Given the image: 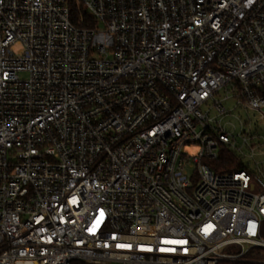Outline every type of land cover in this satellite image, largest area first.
I'll return each instance as SVG.
<instances>
[{
    "label": "built area",
    "instance_id": "1",
    "mask_svg": "<svg viewBox=\"0 0 264 264\" xmlns=\"http://www.w3.org/2000/svg\"><path fill=\"white\" fill-rule=\"evenodd\" d=\"M74 1L0 0V264L264 248V171L211 166L264 145L224 123L264 120V0Z\"/></svg>",
    "mask_w": 264,
    "mask_h": 264
},
{
    "label": "rangeland",
    "instance_id": "2",
    "mask_svg": "<svg viewBox=\"0 0 264 264\" xmlns=\"http://www.w3.org/2000/svg\"><path fill=\"white\" fill-rule=\"evenodd\" d=\"M20 79L28 80L29 76L27 74L20 75ZM227 108L228 116L224 123H227V129L229 133L234 135H240L241 133L250 132L251 135L257 134L260 137L264 132V120L261 119V114L256 111H245L241 108L235 106L234 101H228L224 103ZM213 114V112H212ZM259 145L255 150V157L245 158L242 160L244 166L251 170L258 172V170L264 171V145L261 143V139L258 138ZM259 164V167H256ZM264 240V238H262Z\"/></svg>",
    "mask_w": 264,
    "mask_h": 264
},
{
    "label": "trees",
    "instance_id": "3",
    "mask_svg": "<svg viewBox=\"0 0 264 264\" xmlns=\"http://www.w3.org/2000/svg\"><path fill=\"white\" fill-rule=\"evenodd\" d=\"M69 4L72 9V15L75 19L79 17H87L81 8H78L74 0H69ZM213 170L219 174L233 173L243 169V164L240 158H238L229 149L221 148L219 160L212 165ZM262 238H264V228L262 232ZM72 264H87L84 262H74ZM219 264H264V248L251 249L244 257L243 262H221Z\"/></svg>",
    "mask_w": 264,
    "mask_h": 264
}]
</instances>
